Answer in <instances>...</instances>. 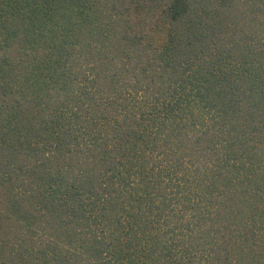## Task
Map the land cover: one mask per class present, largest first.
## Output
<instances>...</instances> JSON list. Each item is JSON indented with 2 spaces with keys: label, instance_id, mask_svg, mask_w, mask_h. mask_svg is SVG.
Listing matches in <instances>:
<instances>
[{
  "label": "trees",
  "instance_id": "obj_1",
  "mask_svg": "<svg viewBox=\"0 0 264 264\" xmlns=\"http://www.w3.org/2000/svg\"><path fill=\"white\" fill-rule=\"evenodd\" d=\"M0 0V264H264V0Z\"/></svg>",
  "mask_w": 264,
  "mask_h": 264
},
{
  "label": "rangeland",
  "instance_id": "obj_2",
  "mask_svg": "<svg viewBox=\"0 0 264 264\" xmlns=\"http://www.w3.org/2000/svg\"><path fill=\"white\" fill-rule=\"evenodd\" d=\"M134 23L139 33L144 34L146 43L159 49L167 39L169 25L163 8L152 0H128Z\"/></svg>",
  "mask_w": 264,
  "mask_h": 264
}]
</instances>
